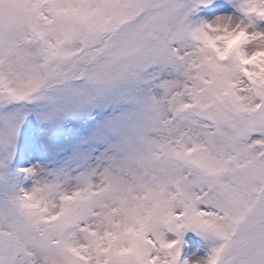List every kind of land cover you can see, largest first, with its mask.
Segmentation results:
<instances>
[{"label": "snow or ice", "instance_id": "6c2138e0", "mask_svg": "<svg viewBox=\"0 0 264 264\" xmlns=\"http://www.w3.org/2000/svg\"><path fill=\"white\" fill-rule=\"evenodd\" d=\"M0 264H264V0H0Z\"/></svg>", "mask_w": 264, "mask_h": 264}]
</instances>
